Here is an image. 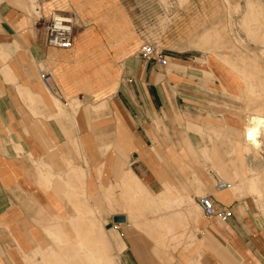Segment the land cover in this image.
<instances>
[{
  "label": "crops",
  "instance_id": "obj_1",
  "mask_svg": "<svg viewBox=\"0 0 264 264\" xmlns=\"http://www.w3.org/2000/svg\"><path fill=\"white\" fill-rule=\"evenodd\" d=\"M98 1L0 0V264L38 262L44 256L36 254L47 252L54 238L64 242L71 259L83 244L94 258L114 264H264V185L256 179L261 169L264 178V156H258L261 166L247 165L244 171L252 172L243 175L237 154L229 157L221 143L208 142L239 140L241 124L223 113L224 91L234 94L239 78L224 77L217 55L173 50L165 66L133 55L120 63L109 96L82 103L77 80L64 73L69 56L76 42L86 47L85 32L102 31L99 39L106 44L112 29L83 24L72 48L63 51L47 46L45 26L52 15L79 18L80 10L99 8ZM123 1L110 0L127 24ZM210 15L209 9L190 4L174 13L173 23L201 27ZM173 43V49L182 47L176 39ZM137 46L122 41L106 47ZM42 70L51 74L50 90L42 84ZM244 129L245 122L243 144L233 147L239 155L246 153ZM218 173L247 179L255 194H248L247 186L215 191V180H222ZM112 193L120 196L119 214H111L106 204ZM202 196H211L215 209H228L231 217L224 223L199 219L195 206ZM183 199L186 212L172 222L170 204ZM153 205L162 215L148 218L144 209ZM90 211L94 216L99 211L105 231L110 224L121 225L113 246L98 224L85 229L88 235L80 231V215ZM188 221L197 232L188 251L155 252L152 241L159 246L175 241L174 232ZM112 247L116 261L109 254Z\"/></svg>",
  "mask_w": 264,
  "mask_h": 264
},
{
  "label": "rangeland",
  "instance_id": "obj_2",
  "mask_svg": "<svg viewBox=\"0 0 264 264\" xmlns=\"http://www.w3.org/2000/svg\"><path fill=\"white\" fill-rule=\"evenodd\" d=\"M190 4L193 8L196 4L199 8L209 9V13L212 15L202 18L203 20H208L206 24L203 23L200 27L195 22L192 23L193 26L188 23L181 25L178 22L173 23L174 13L178 9L188 8ZM96 6H99V8H91L90 6V11L86 13L80 10L79 18L74 16L73 37L75 38L79 31L83 29V24L90 25L93 28H100L101 30L109 27L112 30L105 35L108 42L105 44L103 38L99 39V37L104 36L102 31L100 35L92 33V30L85 32L82 36L85 38L81 39L87 41L86 47L80 49L78 48L80 45L76 42L73 55L69 56V61L74 58V64L72 65L67 61V71L64 72L73 80H77L82 103H93L109 96L115 87L116 78L120 71V63L125 57L138 55L140 46L143 43L155 46L165 59L168 52L173 50L186 52L187 55L202 54L204 57L217 55L224 62V66L219 67L224 77L231 78L233 76L234 78H239V80L234 81V94H227V91H224L223 113L230 120L238 121L241 124V128L239 140H208V142L221 143L224 154L229 157L234 156L236 158L238 155L239 158H237L240 160L238 164L243 175L252 172V170L249 172L244 171L247 165L254 167L255 165L261 166L263 164L258 159V151L251 149L246 151L244 146V150L247 153L239 155L233 148L235 144H243L241 133L247 118L255 113L264 117V5L259 0H124L123 6L129 19L127 24H125L126 22H121L119 11L110 0H100ZM31 7L33 8V4ZM95 9H97L96 13H94ZM191 19L195 20V18ZM191 19L187 21L190 22ZM129 22H131L132 27ZM120 25L122 26L120 27ZM81 26L82 28H80ZM118 28H121V31H118ZM169 29H171L170 32H168ZM198 29L203 32L199 33ZM169 36L172 38L169 39ZM173 39L181 43L182 47L173 49L175 44ZM77 40L80 39L77 38ZM122 41H126L129 46L132 43H136L139 47L137 46L134 49L128 47L127 50L106 47L111 46V44L115 46ZM93 46L95 48H91ZM54 74L58 77V73ZM51 99L55 106L58 105V108L61 109L59 103L57 104L53 98ZM79 104L81 103H77L78 106ZM206 166L202 167L205 172L207 171ZM225 166L223 168L224 171H226ZM218 176H220L219 173ZM259 176H263V169H261ZM259 176L256 177L257 181H261L264 185V178H259ZM221 179L228 182V185H233V187L227 189L228 191L232 188L235 191L239 189L242 191L247 186V193L255 194L248 187L247 179ZM257 195L262 200L263 197L259 194ZM108 197L106 204L110 213L119 214L120 196L112 193ZM187 201L189 200L187 199ZM191 201L195 205L193 198ZM170 205L172 206L170 219L175 222L172 218L186 212L187 202L183 199ZM195 207L197 208V206ZM153 208L144 209L146 217L151 218L162 215V211L158 207L154 206ZM99 216V211L95 212V216L91 211L88 214L86 212L85 215H80V231L85 232L84 235H88L85 229H89L94 224L100 225L103 229V223L98 220ZM203 218L201 215L199 219ZM117 227H121V225L110 224V228L107 227L106 231L103 229L107 240L110 245L112 243V246L114 242L117 243L116 241L119 240ZM131 229L144 233L136 227ZM196 233L193 223L191 224L190 221L185 222L183 227L174 232V235L178 236L175 241H169L164 246H159L152 241L155 252L170 256L178 251H188L196 240ZM171 238L172 235L167 237L168 240ZM109 254L116 261V252L113 247ZM36 255L44 257H41L38 262L33 260L32 264H114L111 259L101 260L94 258V254L81 244L77 247L76 259H71L69 257L71 255L69 249L64 245V242L56 238L51 242L47 252L41 255L37 253ZM45 255H47V258H45Z\"/></svg>",
  "mask_w": 264,
  "mask_h": 264
},
{
  "label": "built area",
  "instance_id": "obj_3",
  "mask_svg": "<svg viewBox=\"0 0 264 264\" xmlns=\"http://www.w3.org/2000/svg\"><path fill=\"white\" fill-rule=\"evenodd\" d=\"M264 5V0H259ZM75 19L73 15H52L45 26L47 36V46L54 50H70L73 46V31ZM139 58L144 63L153 62L161 66L166 65L165 57L159 52L155 46L149 43H143L140 46ZM51 74L47 70H42L40 79L45 89L50 90ZM261 147L259 155L264 156V136L259 138ZM215 191L227 190L228 184L222 180H215ZM196 206L201 215L206 219H216L221 223L226 222L231 217V212L228 209L216 210L211 196H202L196 199Z\"/></svg>",
  "mask_w": 264,
  "mask_h": 264
},
{
  "label": "bare ground",
  "instance_id": "obj_4",
  "mask_svg": "<svg viewBox=\"0 0 264 264\" xmlns=\"http://www.w3.org/2000/svg\"><path fill=\"white\" fill-rule=\"evenodd\" d=\"M55 102L57 103L56 100H55ZM244 134H245V139H246V145H245L246 151L251 149V150L260 152L261 143L259 141L260 140L259 138H262V136H264V117L262 115L256 114V113L250 115L247 118V122L245 123ZM242 150H244V149H242ZM229 187L230 186L228 185V188Z\"/></svg>",
  "mask_w": 264,
  "mask_h": 264
},
{
  "label": "water",
  "instance_id": "obj_5",
  "mask_svg": "<svg viewBox=\"0 0 264 264\" xmlns=\"http://www.w3.org/2000/svg\"><path fill=\"white\" fill-rule=\"evenodd\" d=\"M115 223H122L124 222V219L123 218H114L113 220Z\"/></svg>",
  "mask_w": 264,
  "mask_h": 264
}]
</instances>
